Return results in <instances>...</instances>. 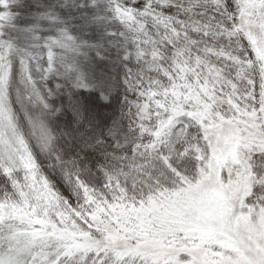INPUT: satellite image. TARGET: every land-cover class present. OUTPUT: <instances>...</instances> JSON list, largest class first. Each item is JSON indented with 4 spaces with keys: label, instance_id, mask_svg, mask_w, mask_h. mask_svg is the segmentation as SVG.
<instances>
[{
    "label": "snow or ice",
    "instance_id": "1",
    "mask_svg": "<svg viewBox=\"0 0 264 264\" xmlns=\"http://www.w3.org/2000/svg\"><path fill=\"white\" fill-rule=\"evenodd\" d=\"M0 264H264V0H0Z\"/></svg>",
    "mask_w": 264,
    "mask_h": 264
},
{
    "label": "trees",
    "instance_id": "2",
    "mask_svg": "<svg viewBox=\"0 0 264 264\" xmlns=\"http://www.w3.org/2000/svg\"><path fill=\"white\" fill-rule=\"evenodd\" d=\"M55 82H56L55 78H49V80H48L49 86H52L53 84H55ZM51 99H55V97H51Z\"/></svg>",
    "mask_w": 264,
    "mask_h": 264
},
{
    "label": "rangeland",
    "instance_id": "3",
    "mask_svg": "<svg viewBox=\"0 0 264 264\" xmlns=\"http://www.w3.org/2000/svg\"><path fill=\"white\" fill-rule=\"evenodd\" d=\"M16 87H17V85H16L15 82H14V84H13V89L15 90Z\"/></svg>",
    "mask_w": 264,
    "mask_h": 264
}]
</instances>
